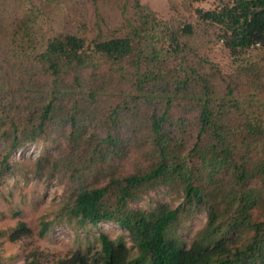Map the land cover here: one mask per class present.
Instances as JSON below:
<instances>
[{
  "label": "trees",
  "instance_id": "16d2710c",
  "mask_svg": "<svg viewBox=\"0 0 264 264\" xmlns=\"http://www.w3.org/2000/svg\"><path fill=\"white\" fill-rule=\"evenodd\" d=\"M72 2L74 28L54 31L43 7L60 1L0 0V177L13 150L67 125L66 164L106 178L78 187L68 218L117 224L137 254L100 230L97 249L57 264H264V212L254 213L264 208V54L223 72L195 49L190 22L140 0ZM196 12L236 61L264 46V0ZM126 156L144 162L117 172ZM160 186L179 189L182 202L131 206ZM200 209L206 223L188 245L169 235ZM30 233L20 220L8 239Z\"/></svg>",
  "mask_w": 264,
  "mask_h": 264
},
{
  "label": "rangeland",
  "instance_id": "374dc122",
  "mask_svg": "<svg viewBox=\"0 0 264 264\" xmlns=\"http://www.w3.org/2000/svg\"><path fill=\"white\" fill-rule=\"evenodd\" d=\"M58 1L57 5L45 8L42 5L52 30L74 28L77 21L74 3L72 0ZM231 1L140 0L162 19L192 23L195 49L217 63L223 72L232 71L244 58L252 60L264 54V46L255 45L242 52L236 61L219 36L221 29L202 20L196 12V9H213ZM87 8L90 13V7ZM68 131L67 125L49 126L41 137L13 150L8 157L10 171L0 177V264H57L59 259L76 250H85L88 246L97 249L96 236L100 230L112 239L122 236L130 247L131 256L137 254L126 231L117 224L100 222L96 228L91 225L83 228L75 219L68 218L65 209L78 187L100 185L106 179L102 174L73 172L74 169L66 164L65 158L71 154V144L66 140ZM98 131L102 132V129ZM129 147L132 149L133 146ZM4 151L0 139V157ZM131 155L135 158V154ZM142 162L144 158L135 161L126 156L116 160L115 169L117 172L128 171ZM160 202L176 206L182 202L181 192L173 187L160 186L148 191L131 206L147 209ZM263 212L264 208L254 210L255 214ZM206 219L203 209L193 210L190 216L170 229L169 235L186 246L205 225ZM20 220L26 223L31 233L11 241L8 234ZM42 223H49V226L43 235H39Z\"/></svg>",
  "mask_w": 264,
  "mask_h": 264
}]
</instances>
